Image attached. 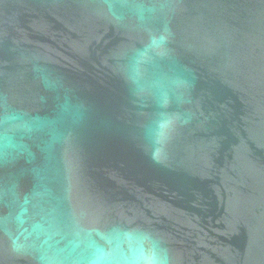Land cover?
I'll list each match as a JSON object with an SVG mask.
<instances>
[{"label": "water", "instance_id": "95a60500", "mask_svg": "<svg viewBox=\"0 0 264 264\" xmlns=\"http://www.w3.org/2000/svg\"><path fill=\"white\" fill-rule=\"evenodd\" d=\"M0 264H264V0H0Z\"/></svg>", "mask_w": 264, "mask_h": 264}]
</instances>
